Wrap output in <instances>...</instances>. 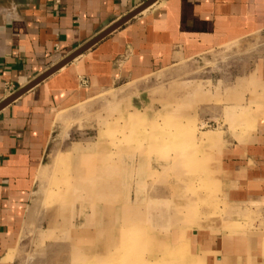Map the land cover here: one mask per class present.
I'll list each match as a JSON object with an SVG mask.
<instances>
[{"label":"rangeland","instance_id":"obj_1","mask_svg":"<svg viewBox=\"0 0 264 264\" xmlns=\"http://www.w3.org/2000/svg\"><path fill=\"white\" fill-rule=\"evenodd\" d=\"M262 52L264 33L60 113L10 264H219L222 239L258 233L220 147Z\"/></svg>","mask_w":264,"mask_h":264},{"label":"crops","instance_id":"obj_2","mask_svg":"<svg viewBox=\"0 0 264 264\" xmlns=\"http://www.w3.org/2000/svg\"><path fill=\"white\" fill-rule=\"evenodd\" d=\"M147 1L0 0V103ZM262 33L264 0H158L0 111V264H10L18 244L60 113L117 83L141 82ZM250 75L252 83L237 85L236 102L226 108L243 118L236 139L224 134L220 165L231 201L259 217L264 216V52ZM255 223L258 233L242 243L221 238L219 264H264V221Z\"/></svg>","mask_w":264,"mask_h":264},{"label":"water","instance_id":"obj_3","mask_svg":"<svg viewBox=\"0 0 264 264\" xmlns=\"http://www.w3.org/2000/svg\"><path fill=\"white\" fill-rule=\"evenodd\" d=\"M157 1L158 0H148L146 3H144L143 5H141L140 7H138L137 9H135L134 11H132L131 13H129L128 15L123 17L122 19H120L118 22L114 23L112 26L107 28L105 31H103L102 33H100L99 35L94 37L88 43H86L85 45H83L82 47H80L79 49L74 51L68 57H66L65 59H63L62 61H60L59 63H57L53 67H51L50 69H48L45 73L40 75L38 78H36L31 83H29L27 86L20 89L19 91H17L13 95L9 96L2 103H0V111H2L4 108H6L10 104H12L14 101H16L18 98L23 96L25 93H27L28 91L33 89L35 86H37L38 84L43 82L45 79H47L48 77H50L51 75H53L54 73H56L57 71H59L60 69H62L66 65H68L69 63H71L72 61H74L76 58H78L79 56H81L82 54H84L85 52L90 50L92 47H94L100 41L105 39L107 36H109L110 34L115 32L116 30H118L122 26H124L126 23H128L129 21H131L132 19H134L135 17H137L141 13H143L145 10L150 8Z\"/></svg>","mask_w":264,"mask_h":264},{"label":"built area","instance_id":"obj_4","mask_svg":"<svg viewBox=\"0 0 264 264\" xmlns=\"http://www.w3.org/2000/svg\"><path fill=\"white\" fill-rule=\"evenodd\" d=\"M4 90L6 93H8L9 95H11L13 93V88L10 84H4Z\"/></svg>","mask_w":264,"mask_h":264},{"label":"bare ground","instance_id":"obj_5","mask_svg":"<svg viewBox=\"0 0 264 264\" xmlns=\"http://www.w3.org/2000/svg\"><path fill=\"white\" fill-rule=\"evenodd\" d=\"M60 120V119H59Z\"/></svg>","mask_w":264,"mask_h":264}]
</instances>
